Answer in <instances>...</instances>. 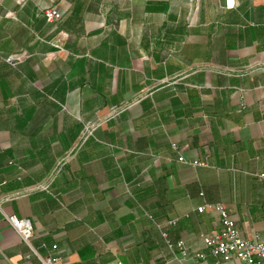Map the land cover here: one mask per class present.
<instances>
[{
	"label": "crops",
	"instance_id": "1",
	"mask_svg": "<svg viewBox=\"0 0 264 264\" xmlns=\"http://www.w3.org/2000/svg\"><path fill=\"white\" fill-rule=\"evenodd\" d=\"M262 173L264 0H0V264H240Z\"/></svg>",
	"mask_w": 264,
	"mask_h": 264
},
{
	"label": "built area",
	"instance_id": "2",
	"mask_svg": "<svg viewBox=\"0 0 264 264\" xmlns=\"http://www.w3.org/2000/svg\"><path fill=\"white\" fill-rule=\"evenodd\" d=\"M44 14L48 21L61 18V13L54 8L45 10ZM92 131V128L88 127L86 133L91 134ZM259 177L264 180V173L260 174ZM215 208L220 214L221 228L204 236V242L217 262L237 259L240 264H264V232L256 234L253 239L243 238L226 208L220 204L215 205ZM198 211L202 213L204 207H200ZM5 218L18 232L22 240L30 246L31 254L40 258L44 264L58 263L59 257L42 256L36 248L31 246L30 240L33 237L34 228L30 220L18 218L15 215H5ZM169 246L173 247L174 245L170 244ZM175 248L181 255L182 261L188 258L190 253L184 241L177 242ZM53 249L56 250L57 245H54ZM197 256L204 257L203 254H197Z\"/></svg>",
	"mask_w": 264,
	"mask_h": 264
}]
</instances>
